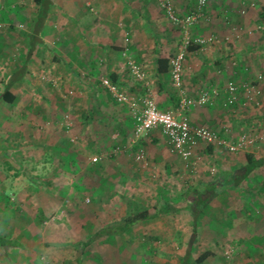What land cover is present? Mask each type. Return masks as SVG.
Returning <instances> with one entry per match:
<instances>
[{
    "label": "rangeland",
    "instance_id": "1",
    "mask_svg": "<svg viewBox=\"0 0 264 264\" xmlns=\"http://www.w3.org/2000/svg\"><path fill=\"white\" fill-rule=\"evenodd\" d=\"M162 1L53 0L56 8L47 38L53 43L52 50L58 51L60 60L69 56L77 61V46L72 42L77 34L83 32L81 27L84 25L78 21L79 13L86 12L85 25L98 23L118 28L119 32L123 30L120 40L124 44L131 42L130 33L125 30L129 23L134 28L149 23L157 30L159 43L160 40L174 41L176 32L162 14ZM167 1H171L173 11L178 9L177 0ZM33 9L31 0H0V38L4 36L6 44L17 43L16 50L7 48L10 53L8 58L5 57L7 64L8 60L17 63L21 60L20 43L32 31ZM65 34L66 40L68 36L70 38L69 46L63 42ZM192 35L200 37L196 33ZM262 35L264 38V31ZM28 79L37 80L32 76ZM25 89L29 88L22 84L12 90L18 100V109L14 103L6 105L0 101V234L10 236L11 240L28 241L34 249L33 254L29 250L22 254L28 262L180 264L190 248L192 235L191 217L187 210L143 222L122 237L102 238L87 248H83L82 243L112 220L118 221L135 205L151 208L170 202L181 206L186 203L182 193L188 187L221 182L222 174L242 166L248 153L257 158L264 157V100L260 99L258 105H247V109L242 111L240 118L244 123L235 126L239 132H235L231 140L232 145L239 146L233 152L226 147L222 149L224 166L217 161L209 163L193 154L188 161L179 158L183 168L175 166L178 171L157 172L155 165L148 162L146 149H143V160L136 159L137 151L130 157L126 156L127 168L120 173L113 172L111 169L114 168L110 166L122 156L101 161L96 156L97 161L93 162L90 154L89 158H83L84 165L81 164L79 170L75 166L79 160H67L62 148H51L54 144L60 145L61 139L73 140L69 142L73 151L86 142L71 124L70 115L61 110L51 119H35L32 109H29L30 104H41L43 99L52 101L51 95L60 96L59 101H62L67 92L57 89V95L50 92L47 99H40V93L35 94L30 89L26 92ZM21 90L24 92L20 93ZM2 91L0 84V94ZM26 101L28 107L23 109L22 104ZM38 111L41 113L44 109ZM48 135L52 137L50 140H46ZM48 141L51 144L47 145ZM142 146L146 148V145ZM196 159L201 163L197 164ZM65 163L70 165L69 172L62 170ZM153 169V174L148 172ZM263 181L264 167H261L241 188L222 184L220 194L200 216L196 240L190 249L194 257L210 251L214 256L206 264H264V194L256 193ZM32 235L36 238H31ZM256 238L262 243L252 244Z\"/></svg>",
    "mask_w": 264,
    "mask_h": 264
},
{
    "label": "crops",
    "instance_id": "2",
    "mask_svg": "<svg viewBox=\"0 0 264 264\" xmlns=\"http://www.w3.org/2000/svg\"><path fill=\"white\" fill-rule=\"evenodd\" d=\"M51 1L53 6L49 9L48 19L40 33L43 46H37L32 55H28L27 39V34L32 31L27 33L20 43L19 58L21 60L19 63L8 60L9 64H7L5 58L6 56L8 58L10 54L7 48L16 50L14 48H17V43L6 44L3 40L4 36L0 38V79L2 80L0 84L3 86V82L7 83L17 69L25 67L26 78L15 84L10 89L11 93L22 84L27 85L31 92L40 93L38 95L40 99H47L50 92H55L57 95V89L67 92L62 101H59L60 96L56 98L51 95L52 101L43 99V104L41 100H37L41 104H30L29 109H32L31 113L35 119H51L61 110L70 115L71 124L85 137L87 145L83 142L79 144V149L73 151L69 144L73 140L63 141L61 139L60 145L54 146V144L51 148L56 150L62 148L67 160H79V164L75 165L79 170L82 168L80 165H84L83 158H89L91 154L93 158L97 156L100 161L122 156L115 165L110 167L114 168L111 169L113 172H123V168H127L126 158L137 150L135 147H130L134 134V123L128 108L118 104L101 85L103 79H109L112 75L116 77V86L121 93L134 99L152 97L161 111L177 110L180 97L196 98L203 90L217 89L219 92L221 90L213 105L189 107L183 114L192 126L211 129L227 144L233 143L231 140L235 136V126L239 127L244 123V120L240 118L242 111L251 104L239 96L236 104L229 106L225 103L226 94L222 90L229 82L240 87L255 81L257 76L264 75V38H262L264 0H208L204 18L191 28V33H196L204 39H211V42L203 49L199 48L195 52L186 54L180 91L172 85L169 71L158 73L156 65V59L167 58L179 46L177 44L180 40V36L178 38L180 32L171 22L176 32L173 34V36L176 35L173 38L174 41L172 39L170 41L160 40L159 43L156 38L157 30L149 23L139 24L136 28L129 23L125 30L130 33L131 42L124 44V41L120 40L123 30L119 32L118 28H109L108 25L98 23L85 25L86 12H80L78 21L84 25L81 27L83 32L81 35L77 34V38L72 42V45L77 46V61L71 60L67 55V59L54 62V53L57 57L59 54L58 51L52 50L53 43L49 37L47 38V34H50L49 25L53 10L56 8L53 0ZM195 4L196 0H177L178 9L174 11L180 17L189 15L193 12ZM33 8L32 21L34 23L36 16L34 4ZM243 10L244 14L241 13ZM162 14L168 20L163 11ZM258 27L261 28L260 31ZM102 28L105 29L102 30ZM10 29L14 28L10 27ZM64 36L65 41L63 42L69 46L70 38L68 36L66 40L67 34ZM129 60L142 65L144 72L142 80H137L131 75L128 68ZM31 76L40 81V90L32 88L31 80L28 79ZM13 95L16 97L15 93ZM57 101L60 103L58 104ZM14 104L15 109H18L17 98ZM27 107L26 101L22 104V108ZM37 108L44 109V111L37 112L39 110ZM50 137L48 135L46 140H50ZM138 143L139 148L146 149L148 162L155 165L157 172L165 170L167 172L168 169L176 172L178 171L176 168H183L180 157L171 153L167 140L160 130H153L143 135ZM49 144H51L50 141L47 142V145ZM142 145H146V148ZM116 148L121 150L119 154H124L115 156ZM224 148L217 144H198L194 155L199 159H207L209 163L217 161L218 164L224 166L226 162L221 161ZM199 162L197 164L201 163ZM68 166L70 165L65 163V169L62 168V170L69 172ZM175 166L178 167L175 168ZM148 172L153 174L154 169ZM4 236L10 238V236ZM33 236L31 238L35 239L36 237ZM15 240L22 245V248L5 251L0 247V264H36L28 262L27 257L22 258L25 251L29 250L33 254L34 249L29 242Z\"/></svg>",
    "mask_w": 264,
    "mask_h": 264
},
{
    "label": "built area",
    "instance_id": "3",
    "mask_svg": "<svg viewBox=\"0 0 264 264\" xmlns=\"http://www.w3.org/2000/svg\"><path fill=\"white\" fill-rule=\"evenodd\" d=\"M208 0H197L196 9L189 15L179 18L175 15L172 5L164 0L160 3L161 9L168 20L179 30L180 43L177 49L171 54L169 61V76L174 88L181 90L183 68L186 58V49L189 45H195L203 49L211 42V39L194 37L191 28L202 18L207 7ZM244 14V10L241 11ZM261 28L258 27V30ZM126 41H128L126 39ZM128 68L131 75L137 79L144 78L143 67L134 61H128ZM101 85L109 92L114 100L128 108L134 123L133 139L130 147L137 148L136 159L143 160L144 151L139 148V140L143 135L160 130L167 140L171 153L181 159L188 161L193 157L195 148L198 144H217L226 147L229 151H235L237 146L227 144L211 129L205 127L192 126L188 118L183 114L187 108L194 106H211L220 92L217 89H207L201 91L196 98L180 97L178 108L175 111H161L158 109L152 97L134 99L121 93L117 86L113 85L108 79H103ZM226 94V104L232 106L242 97L247 103L258 105L260 99H264V75L256 77L255 81L244 84L240 87L233 82H229L222 90ZM180 93V92H179ZM68 130V127H66ZM243 142V141H242ZM241 142V145H242ZM240 145V146H241ZM116 148L114 153H120ZM97 159L94 158L93 162Z\"/></svg>",
    "mask_w": 264,
    "mask_h": 264
},
{
    "label": "trees",
    "instance_id": "4",
    "mask_svg": "<svg viewBox=\"0 0 264 264\" xmlns=\"http://www.w3.org/2000/svg\"><path fill=\"white\" fill-rule=\"evenodd\" d=\"M31 2L36 7V16L32 32L30 34H27L29 43V56L32 55V52L37 46H43V43L40 39V33L42 32L44 24L48 19L49 9L51 6H53L51 0H31ZM195 5L197 6V0ZM196 6L194 10L196 9ZM198 49V46L189 45L186 49V52L192 53L197 51ZM170 57L171 55H169L167 58L156 59L158 73H165L169 71ZM53 61H59L56 53H54ZM25 74L26 68H19L7 83L3 82L4 90L0 94V101L5 103L6 105H12L14 103L16 97L10 92V89L18 82L23 81L25 79ZM108 80L116 86L115 76H110ZM39 82L40 81L37 79L31 81L30 84L32 88L38 91L41 87ZM261 167H264V157L257 158L253 154L248 153L245 155V164L243 166H240L233 172L223 173L221 182L216 181L213 183H208L206 185L197 184L185 189L182 195L186 203H182L181 206L174 205L170 202H163L160 206H153L151 208H144L135 205L132 210L127 211L125 215L122 216L118 221L112 220L109 224L97 230L91 237H89L85 242L82 243V246L83 248H87L95 241L102 238L122 237L130 232L134 227L143 222L187 210L191 217L192 235L189 240L190 248L185 252L180 264H206L207 260L214 256L212 252L206 251L201 255L194 257L190 250L191 246L196 240L197 227L199 224L200 216L208 208L210 203L220 194L222 190V184L234 189L241 188L244 182L249 178V176ZM256 193L257 195L264 194V181L261 182L260 186L256 189ZM256 243H262V240L259 238L253 239L252 244ZM0 247L6 251L12 248H22V245L16 240H11L9 237L0 234Z\"/></svg>",
    "mask_w": 264,
    "mask_h": 264
}]
</instances>
